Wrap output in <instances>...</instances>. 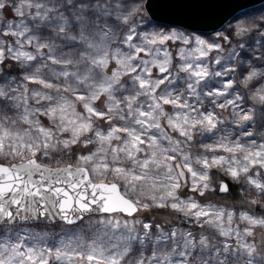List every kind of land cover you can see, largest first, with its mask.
Here are the masks:
<instances>
[{"label":"snow or ice","instance_id":"1","mask_svg":"<svg viewBox=\"0 0 264 264\" xmlns=\"http://www.w3.org/2000/svg\"><path fill=\"white\" fill-rule=\"evenodd\" d=\"M0 264H264V0H0Z\"/></svg>","mask_w":264,"mask_h":264},{"label":"trees","instance_id":"2","mask_svg":"<svg viewBox=\"0 0 264 264\" xmlns=\"http://www.w3.org/2000/svg\"><path fill=\"white\" fill-rule=\"evenodd\" d=\"M237 196H239V194L237 193ZM217 200L219 202H223V203H228L227 201H231L234 205L236 206H240L242 204V198H236V199H233L232 197H217L214 199V201Z\"/></svg>","mask_w":264,"mask_h":264},{"label":"rangeland","instance_id":"3","mask_svg":"<svg viewBox=\"0 0 264 264\" xmlns=\"http://www.w3.org/2000/svg\"><path fill=\"white\" fill-rule=\"evenodd\" d=\"M214 202H219V201H217V200H215ZM228 203H223V202H219V203H221V204H226V205H229V206H231V205H234L231 201L229 202V201H227ZM158 218H163V216L161 215V216H159Z\"/></svg>","mask_w":264,"mask_h":264}]
</instances>
